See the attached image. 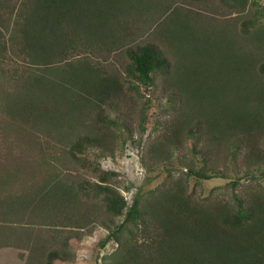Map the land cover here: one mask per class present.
I'll return each instance as SVG.
<instances>
[{
  "label": "trees",
  "instance_id": "1",
  "mask_svg": "<svg viewBox=\"0 0 264 264\" xmlns=\"http://www.w3.org/2000/svg\"><path fill=\"white\" fill-rule=\"evenodd\" d=\"M185 1L0 0L1 112L15 126L18 122V128L31 132L37 128L65 141L70 145V156L63 154L83 164L88 161L90 166L87 155L113 157L119 139L134 133L131 118L138 110L131 103L128 89L138 82L149 89L160 79L171 91L166 101L162 98L159 102L160 117L154 125L159 131L154 130L156 133L144 145L145 155L155 166L170 169L178 155L187 176L224 177L227 173L223 166L229 160H239L236 166L252 173L253 166L264 164V88L258 92V86L254 90L250 82L256 79L264 84V25L250 18L242 21L239 30V20H222L190 9ZM223 2L237 6L247 0ZM199 17L206 18L207 33L215 23L221 34L237 46L235 53L250 51L244 63L228 48L232 72L244 69L249 82H232L220 90L214 97L220 109H216L218 104L210 106L199 101L203 91L190 89L181 79L177 84L173 81L181 66L171 41V27L204 25ZM251 24H257V30L251 31ZM151 29L161 35V42L137 39L138 34ZM10 51L21 61L8 69ZM120 52L130 60L125 74L98 57ZM228 95L233 97L229 105ZM142 120L140 125L145 129L146 114ZM51 161L46 160L48 176L39 186L37 198L43 200L50 189L64 181L58 196L66 203L82 204L78 215L36 207V196L21 194L15 199L12 195L6 198L8 206L10 202L18 205L10 207L14 209L12 214L2 210L4 205L0 204L2 218L17 211L27 212L28 206L36 215L59 222L85 225L98 216L108 229L101 246L110 241L117 243L114 251L104 255V264H264L263 184L252 191L244 188L241 193L234 183L231 199L223 195L201 199L190 190L186 178L170 175L157 187L138 191L129 203L115 182L118 173L102 169L97 162L90 169L97 172L98 179L77 183L86 196L90 197L91 190L98 197L97 208L84 203L77 186L65 180L60 170L48 167ZM4 177L9 179V175ZM3 233L7 229H0V247L7 243ZM21 241L16 244H32L37 252L40 249L35 247L40 239L35 243ZM39 257L34 263L32 256L27 264H41ZM69 258V253L52 249L47 262L55 264L57 259Z\"/></svg>",
  "mask_w": 264,
  "mask_h": 264
},
{
  "label": "rangeland",
  "instance_id": "2",
  "mask_svg": "<svg viewBox=\"0 0 264 264\" xmlns=\"http://www.w3.org/2000/svg\"><path fill=\"white\" fill-rule=\"evenodd\" d=\"M192 1L193 3L185 1V6L217 16L222 20H239V30L242 29V21L245 19H257V24L264 25V0H247L246 4L237 6H228L223 0ZM198 20L203 21L204 25L171 27V41L178 51V62L181 66L173 75V81L177 84L181 79L182 83L188 84L190 89L203 91L204 94L199 96V101L207 102L211 106L218 104L214 101L215 95L229 83L235 82L244 85L249 82L244 69L232 72L233 62L230 59L228 48H231L233 55L244 63L246 55H248L247 52L250 51L245 52L243 49L235 53L234 48L237 46L232 45L226 36L221 34L222 30L217 29L215 23H210L212 29L210 33H207L205 32L208 25L206 18L199 17ZM256 25L255 27L253 24L249 26L251 31L257 30ZM214 29L219 31L212 33ZM155 32L156 30L153 29L148 30L143 34H138L137 39L161 42V35H156ZM9 55L12 60L7 63L6 67L11 69L17 66L21 58L15 52L10 51ZM106 56L108 55L98 54L104 64L113 63L124 74L126 73V65L130 60L124 52ZM171 58L174 62L172 54ZM250 82L254 90L258 86V92L264 88V84H260L256 79ZM127 84H131V82H127ZM198 88L200 90H197ZM128 90L127 93L132 97L131 103H134L138 110L131 118V127L134 133L119 139V144L114 146L115 155L113 157L87 155L85 158L90 160V166L99 162L102 169H112L118 173L117 176H114L115 182L129 203L132 202L138 191L153 189L166 182L170 175L172 178L180 176L186 178L190 190L201 199L221 195L224 199H231L235 195L232 191L234 183H237L241 193L244 192V188L252 191L264 186V164L253 166L252 173L248 174L245 167L236 166L239 160L236 162L229 160L223 166L227 173L226 176H215L209 179L187 176L183 172V164L178 155L170 169L164 165L157 168L152 160L145 155L144 145L148 140H151L155 131H159L154 128L156 119L160 117L159 102L162 98L163 101H166L171 90L165 87L160 79L149 89L145 83L138 82L135 88ZM232 100L233 97L228 95L226 104L229 105ZM217 108L220 109V104L217 105ZM143 114L147 115L145 129L140 125L143 121ZM51 121L53 123V120ZM21 125H23L22 121ZM18 126V122L15 126L12 119L4 115L0 109V204L4 205L2 210L7 209L8 214H12L14 209L10 207L18 206L15 202H10L8 206V203L6 204L7 196H15V199L21 194H30L36 196L33 198V204L36 207L45 206L51 211L64 210L68 215L76 217L82 204L80 205L76 201H74L75 203H66L58 196L61 189L59 187L63 185L64 181L55 189H50L43 200H38V188L46 181L44 177L48 176L46 160L52 158L51 165L48 167L52 170H60L62 177L69 183H74L79 191L81 189L77 183L85 179L97 180V172L90 169L91 167L87 165L88 161L83 164L77 160H69L67 156H70V145H66L65 141H58L53 135L44 134L37 128L31 132L26 128L24 130L18 128ZM190 149L191 142L188 141L186 150ZM63 153H67V156ZM5 175H9V179L4 177ZM6 179L10 182L7 183ZM260 184L263 185L259 186ZM80 192L79 195L83 198L84 203L97 205L98 208L99 199L94 196L91 190L90 197L82 191ZM31 208L28 206L27 212L17 211L15 215H6L5 218L0 216V229L3 231L7 229V233L5 235L3 233L7 243L0 247V264H27L32 256L36 263L40 254L41 264H48V253L52 249H59L70 255L69 260L57 259L55 264H104V255L117 248L115 241L108 242L105 247L101 246L100 240L105 237L108 229L98 221V216L95 220L80 225L77 222L53 221L51 217L42 218V215L33 213ZM1 214L3 211L0 212ZM20 238L22 243L28 241L35 243L40 239L41 243H37L35 246H40V249L37 252L32 244L18 246L16 243L20 241ZM32 252H36V254L32 255Z\"/></svg>",
  "mask_w": 264,
  "mask_h": 264
}]
</instances>
